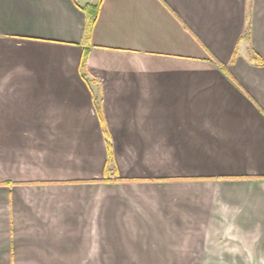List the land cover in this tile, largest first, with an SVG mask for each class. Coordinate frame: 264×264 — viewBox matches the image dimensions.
I'll return each instance as SVG.
<instances>
[{
  "label": "crops",
  "instance_id": "1",
  "mask_svg": "<svg viewBox=\"0 0 264 264\" xmlns=\"http://www.w3.org/2000/svg\"><path fill=\"white\" fill-rule=\"evenodd\" d=\"M251 53L264 0H0V264H264Z\"/></svg>",
  "mask_w": 264,
  "mask_h": 264
},
{
  "label": "trees",
  "instance_id": "2",
  "mask_svg": "<svg viewBox=\"0 0 264 264\" xmlns=\"http://www.w3.org/2000/svg\"><path fill=\"white\" fill-rule=\"evenodd\" d=\"M99 3L90 4L86 9H84L85 13V22L83 26V34L84 35H90L94 26V23L96 21L97 17V10H98ZM250 59L255 61L257 64H263L264 61L261 59V57L256 53H251L249 55ZM103 180H109L106 178H100V179H94L93 181H103ZM121 179L115 178L114 181H120Z\"/></svg>",
  "mask_w": 264,
  "mask_h": 264
}]
</instances>
